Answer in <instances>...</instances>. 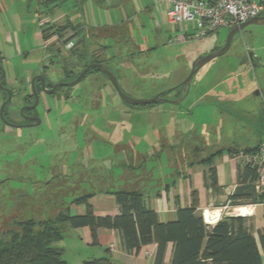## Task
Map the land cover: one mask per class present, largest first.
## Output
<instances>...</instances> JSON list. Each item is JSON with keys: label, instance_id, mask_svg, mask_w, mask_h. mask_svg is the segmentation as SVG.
Here are the masks:
<instances>
[{"label": "rangeland", "instance_id": "obj_1", "mask_svg": "<svg viewBox=\"0 0 264 264\" xmlns=\"http://www.w3.org/2000/svg\"><path fill=\"white\" fill-rule=\"evenodd\" d=\"M181 30L168 23L154 0H0L4 83L21 91L10 107L18 111L23 89L41 63L52 85L74 80L64 70L76 77L85 64L100 61L132 99L166 93L185 80L197 57L224 45L229 28L178 43ZM251 30L256 38L237 34L225 56L195 73L179 104L128 105L93 70L77 86L41 97L39 126L11 129L0 122V229L12 227L16 219L55 217L66 208L71 216L79 215L71 204L76 198L137 190L142 182L149 189L162 175L186 174L189 164L219 149L258 148L264 138V27ZM53 31L59 36L43 40ZM71 37L75 47L70 51L64 44ZM249 48L260 59L255 69L239 62ZM196 83L201 85L195 89ZM208 89L206 106H189ZM181 93L182 87L164 97L175 101ZM131 137L143 139L137 145ZM139 163L143 167L135 169ZM212 210L222 217L235 213L220 205ZM66 239L56 246H65Z\"/></svg>", "mask_w": 264, "mask_h": 264}, {"label": "trees", "instance_id": "obj_2", "mask_svg": "<svg viewBox=\"0 0 264 264\" xmlns=\"http://www.w3.org/2000/svg\"><path fill=\"white\" fill-rule=\"evenodd\" d=\"M117 29L120 27L113 28L112 31ZM54 35L59 36L53 31L50 35H44L43 40ZM70 40L73 38L67 39L65 43ZM83 56L85 55H80V58ZM92 63L102 62L92 61ZM86 66L87 64L84 68ZM63 72L66 78L75 79L72 70ZM117 79L119 81L118 76ZM257 151L258 148L242 150L245 154H255ZM238 152L230 151L231 155ZM218 154L219 152L214 153L201 161L202 165L208 167L204 175V186L215 191L218 190L217 173L211 166ZM256 179V170L244 166L238 175L237 188L228 196L227 202L220 206L235 208L262 205L264 209V193H257L254 189L253 183ZM111 194L119 209V214L116 216H95L88 203L90 195H86L74 199L71 203L84 205L83 215L71 216L69 209L66 208L55 217L16 219L12 222V227L1 228L0 264H66L63 258L64 251L56 244L62 240L67 227L73 229L87 227L91 232L93 243H96L97 229L115 230L121 236L125 252L134 255L142 247L155 244L153 264H165L164 257L169 244L173 246L170 264L264 263V229L258 233V241H256L245 217H222L213 226L206 224L201 213H198V198L195 191L192 193L191 206L178 208L176 219L167 223H161L157 213L146 207L141 192L114 191ZM259 250L262 251V255ZM82 264L113 263L109 257H102L83 261Z\"/></svg>", "mask_w": 264, "mask_h": 264}, {"label": "crops", "instance_id": "obj_3", "mask_svg": "<svg viewBox=\"0 0 264 264\" xmlns=\"http://www.w3.org/2000/svg\"><path fill=\"white\" fill-rule=\"evenodd\" d=\"M200 85V83H196L195 89ZM208 92H211V90L208 89L200 94L201 96L195 97L194 102L189 106L192 107L197 104L199 105L200 102L202 103V101L208 96ZM202 104L205 105L206 103L203 102ZM194 124L196 126L198 123L194 122ZM135 138L131 137L132 141L139 145L143 138ZM249 147L251 148L253 146H242V148ZM217 152H219V154L214 158L211 166L215 168L217 173V191L204 186V175L207 172L208 167L202 165L201 161L207 159L209 156L196 163L189 164L188 172L186 174L182 172H178V176L175 174L172 176L165 174L157 179V181L160 180V182H157V185L150 186L149 189H145L147 185L142 182V184L137 186V190L124 189L123 191L141 192L146 207L157 213L158 219L161 223L174 221L176 219V211L178 208L191 206L193 201V191L196 192L198 198V213L203 215L204 211H209L210 213L220 212L219 210H212V208L216 207V205H224L227 202L228 196L233 193L238 186V175L243 169L244 164L242 161L233 158L230 149L227 151L219 149L214 153ZM144 160L143 165L147 162L146 159ZM143 165H140L139 163L135 169H141ZM141 180H143V178ZM111 193L112 192L110 191H106L94 195L89 194L90 198L88 203L92 207L95 216H116L119 214L115 198ZM74 206L77 207L79 215L84 214L85 207L84 209H80V207L84 205L74 204ZM233 211H235V213L229 216L245 217L250 232L255 237L256 241H258V233L264 229L263 206L247 205L235 207L233 208ZM218 221L209 224L213 226ZM64 238H67L65 246H59L64 251L63 257L68 253H71L72 256H74L72 261H70L69 258L68 260L66 258V264H82L83 261L102 257H109L113 264H153V258L156 252V245L149 244L142 247L136 255L126 253L123 249L119 232L112 229H97L96 243H93L91 232L87 227L77 229L71 228L65 236H63L62 240ZM172 252L173 246L172 244H169L165 252V264H170ZM259 253L262 255L261 250H259Z\"/></svg>", "mask_w": 264, "mask_h": 264}, {"label": "built area", "instance_id": "obj_4", "mask_svg": "<svg viewBox=\"0 0 264 264\" xmlns=\"http://www.w3.org/2000/svg\"><path fill=\"white\" fill-rule=\"evenodd\" d=\"M154 4L163 10L170 25L182 27V34L175 39L178 43L201 40L222 28L230 29L264 14V0H154ZM74 45L70 40L64 48L71 50ZM233 158L256 170L254 189L264 192V140L255 154L239 151Z\"/></svg>", "mask_w": 264, "mask_h": 264}, {"label": "water", "instance_id": "obj_5", "mask_svg": "<svg viewBox=\"0 0 264 264\" xmlns=\"http://www.w3.org/2000/svg\"><path fill=\"white\" fill-rule=\"evenodd\" d=\"M249 26H264V16L263 17H256L244 24L238 25V26H233L229 29L226 40L224 45L219 48L216 51L211 52L210 54L206 55V56H199L197 57L192 63H191V69H190V73L188 74V76L185 78V80L179 84L178 86L168 90L166 93H162V94H158L153 98L150 99H132L130 97H128L125 93H123V91L120 88L117 76L115 75V73L105 64L102 63H92L87 65L78 75L77 77L70 81V82H65V83H57L55 84L51 89L46 90L45 85H44V78L41 75H38L36 77L33 78L32 80V93L34 95V103L32 106L28 107L30 109L35 108L38 105V95L34 89V84L33 82L38 79L42 82V88L43 91L46 95H51L53 94L56 90H58L59 88H73L75 86H77L85 77V75L91 71V70H97L99 71L104 77H106L108 79V81L110 82V84L113 86L114 90L116 91L117 95L119 96V98L125 102L128 105L131 106H148L151 104H157V103H173V104H179L181 103L189 94V90H190V86H191V82L193 80V77L195 75V73L202 68L203 66H205L207 63H209L210 61L216 59V58H220L225 56L232 45V41L234 39V37L237 34H241L243 32V30ZM251 55V54H250ZM45 59L47 58V56L44 57ZM245 61V59H243L242 63ZM40 72L42 73L44 70V66L42 65V63L40 64ZM256 68V66H255ZM0 82L2 79H4L5 77V72L4 70L0 67ZM182 87V93L181 95L178 97L177 100L175 101H171L168 100L167 98H165L164 96L166 94L171 93L172 91L176 90L177 88ZM0 89H3L0 85ZM5 92L7 93V99L2 103V105L0 106V120L2 121V123H4L7 126H13L11 124H9L7 121H5L4 117H3V110L5 108V106L11 101L12 99V93L5 89ZM256 95H258V92H255ZM25 108H23L21 110V112H23ZM36 123L35 126L39 125V119H35ZM16 127V126H13ZM233 217V216H230ZM234 217H239V216H234Z\"/></svg>", "mask_w": 264, "mask_h": 264}, {"label": "flooded vegetation", "instance_id": "obj_6", "mask_svg": "<svg viewBox=\"0 0 264 264\" xmlns=\"http://www.w3.org/2000/svg\"><path fill=\"white\" fill-rule=\"evenodd\" d=\"M263 16H264V14L262 16H259V17H263ZM251 27H253V26H249V27L245 28L241 34H248V35H250L251 38H256V35L251 30ZM255 27H264V26H255ZM243 59H245L244 63H247L253 69H255V66L258 67L260 65V59H259L258 55L256 54V52L254 51V48L247 49V51L245 52V54H243L241 57H239V62H242ZM0 67H1V65H0ZM44 72H45V70H43L42 73H38L34 77H36L38 75H41L44 78V85H45L46 90H49L55 84L54 85L50 84V82L44 76ZM0 75H1V73H0ZM34 77L30 78L27 81L28 87H24V89H23L24 90V92H23L24 95H22V98H23L22 100L23 101H22V105L19 106L18 111L14 110L12 107H10V105H11V102L14 99L18 98L21 95V91H17V90H15L13 88L8 87L4 83V79L1 80L0 85L3 88V89H0V92L2 94V103L7 99V93L5 92V89L9 90L12 93V99H11V101L5 106V108L3 110V117H4L5 121H7L9 124H11L13 126H16V127L7 126L4 123H2V121L0 120V122L5 127L11 128V129L34 128V127H36L35 126V123H36V120L35 119H39V121H40L39 122V125L41 124L42 119L37 114V108L40 105L41 97L44 96V95L45 96L52 97L56 93V91H58L61 88H59L58 90H56L51 95H46L44 93V91H43V88H42V82L40 80L36 79L33 82V84H34V89H35V91H36V93L38 95L39 101H38V105L35 108L30 109L28 107L32 106L33 103H34V95L32 93V80H33ZM20 82H22V81H20ZM2 103H1V105H2ZM23 108H25V109L23 110V112H21V110ZM14 116L17 117V120L14 119Z\"/></svg>", "mask_w": 264, "mask_h": 264}, {"label": "bare ground", "instance_id": "obj_7", "mask_svg": "<svg viewBox=\"0 0 264 264\" xmlns=\"http://www.w3.org/2000/svg\"><path fill=\"white\" fill-rule=\"evenodd\" d=\"M203 217H204L205 222L210 223V224L215 223L216 221L220 220L221 212L210 213L209 211H204Z\"/></svg>", "mask_w": 264, "mask_h": 264}]
</instances>
